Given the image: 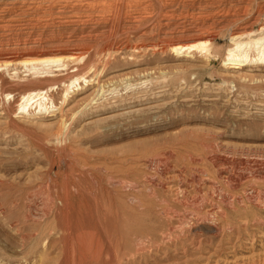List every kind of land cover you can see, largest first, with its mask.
I'll return each mask as SVG.
<instances>
[{
	"label": "rangeland",
	"instance_id": "rangeland-1",
	"mask_svg": "<svg viewBox=\"0 0 264 264\" xmlns=\"http://www.w3.org/2000/svg\"><path fill=\"white\" fill-rule=\"evenodd\" d=\"M257 38L264 0H0V252L26 225L47 249L21 264H264ZM38 90L49 109L21 112Z\"/></svg>",
	"mask_w": 264,
	"mask_h": 264
},
{
	"label": "bare ground",
	"instance_id": "bare-ground-1",
	"mask_svg": "<svg viewBox=\"0 0 264 264\" xmlns=\"http://www.w3.org/2000/svg\"><path fill=\"white\" fill-rule=\"evenodd\" d=\"M208 37H205L204 39L202 40H199L197 42H192V43H189V42H186L187 44H185L184 42H176L174 44H172V49L175 51V52H179L181 50H184V49H188V48H191V47H197L198 45H206L208 43V40H207ZM188 41V40H187ZM243 44L242 43H237L236 44V48H239L241 47ZM246 46L248 45H252L253 48L257 49L258 51H260V53L262 54L263 56V52H264V38H257V39H254V40H251L250 42H247L245 43ZM256 51V50H255ZM256 51V52H258ZM242 56H244L243 54H241ZM233 56H237V55H234V54H229V57H233ZM261 56V55H260ZM69 57V58H68ZM259 57V56H258ZM241 58V57H240ZM244 58V57H243ZM24 59V58H23ZM65 59V57H61L60 56H53V57H40V58H29V59H24L22 61V63L24 65H31L33 69H37L36 66L34 65H37V64H42L43 66H48L49 64H53L54 66H58V64L60 63V61H63ZM66 59H72L71 56H67ZM246 58H244L245 60ZM264 59V58H263ZM243 59H237V57L234 59L231 58L230 59V65L233 66V68H239L241 66V62H242ZM61 64V63H60ZM59 64V65H60ZM10 65V62H0V72L1 71H4V70H7L8 69V66ZM55 70H59L57 67L54 68V71ZM49 71H45V72H42V76L41 77H45V76H51L50 73H48ZM53 73V72H52ZM62 80V79H61ZM74 81H77V79L75 78ZM52 82V80H51ZM49 83V82H48ZM73 82H71L72 84ZM44 84V82L42 83ZM46 84V83H45ZM46 86V85H44ZM70 87V85H69ZM3 90V89H2ZM7 95V94H6ZM67 96V91L65 92L64 96H63V99H65ZM46 92L44 90H38V91H33V92H30V93H27V94H23L21 97H20V102H19V109L21 110V112L25 111V109L27 108L28 109V105H32L33 103L37 104L38 108L41 110H45L47 111L49 109V107H47V105L45 104V100L46 99ZM36 106V107H37ZM52 105H51V109H52ZM159 173V172H158ZM255 174V173H254ZM179 175V174H178ZM152 180V179H151ZM113 181V180H112ZM230 181V180H229ZM159 185V184H158ZM135 186V185H134ZM12 187V186H11ZM10 187V188H11ZM26 187L24 188L23 190V187L19 186V189L20 190H23V191H26ZM63 187H66V186H63ZM39 189V188H38ZM64 189V188H63ZM180 190V189H178ZM22 191V192H23ZM38 191V190H37ZM64 191V190H63ZM182 191V190H181ZM33 193V191H31ZM66 192V191H65ZM67 193V192H66ZM36 196V194H35ZM44 196V195H43ZM180 199V198H179ZM25 200V199H24ZM66 201H67V196L66 194L64 193L62 196H61V204H62V208H63V215L60 216L61 219H59L60 221V224H61V228H62V244H63V252H64V258L65 260H67L69 258V253H70V247H71V241H70V236H71V223L70 221L68 220L67 218V213H68V207H67V204H66ZM97 204V203H96ZM28 208V207H27ZM4 207L0 204V214H2V216H4ZM45 209V208H44ZM43 210V209H42ZM48 210V209H47ZM46 210V211H47ZM61 211V209L59 210ZM27 215V213H26ZM33 215V214H32ZM46 215V214H45ZM43 215V216H45ZM41 216V215H39ZM42 216V217H43ZM4 218L6 220H8V218L6 216H4ZM98 218V221H99V217ZM37 220H39V217L38 216H29L27 215L26 216V222L27 221H30V222H36ZM15 222V221H14ZM13 222V223H14ZM30 224V223H28ZM31 224H34V223H31ZM81 224V223H80ZM11 225V224H10ZM178 225V224H177ZM26 225H22L21 227L18 226L15 233L11 234V235H8L6 234L5 236V239H4V242H6V244H8L9 246L12 245V242L14 245H17L18 248H19V251L18 253L19 254H22L23 253V256H21L18 260H16L15 262H13V257L10 256V255H7L5 252H0V261H5L6 264H21L22 262H27L29 260H31L32 258L35 257V254H34V251L38 248L40 242H41V247H43L42 249L45 251L47 249V246L42 243L41 241V237L39 235L38 232H35V228H32V231L29 232V233H26L24 232V227ZM79 230V231H78ZM78 232L79 234L83 233V229L82 228H79L78 227ZM18 237V241H16L14 238ZM108 238V237H107ZM90 240V239H89ZM1 245V244H0ZM110 245V244H109ZM76 246L77 248L80 250L81 252V256L84 255V251L85 249L87 248L86 245H85V241H84V238L82 235L79 236V238L77 239L76 241ZM13 247V246H12ZM0 250H2L0 248ZM10 250V249H9ZM8 251V250H7ZM10 252V251H9ZM15 253V252H14ZM110 256V255H109Z\"/></svg>",
	"mask_w": 264,
	"mask_h": 264
}]
</instances>
